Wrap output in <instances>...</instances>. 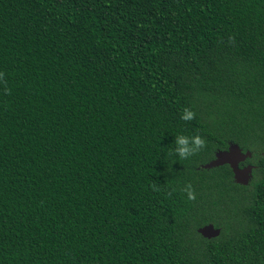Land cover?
Listing matches in <instances>:
<instances>
[{
  "label": "trees",
  "instance_id": "trees-1",
  "mask_svg": "<svg viewBox=\"0 0 264 264\" xmlns=\"http://www.w3.org/2000/svg\"><path fill=\"white\" fill-rule=\"evenodd\" d=\"M0 74V264H264V0H0Z\"/></svg>",
  "mask_w": 264,
  "mask_h": 264
},
{
  "label": "water",
  "instance_id": "water-1",
  "mask_svg": "<svg viewBox=\"0 0 264 264\" xmlns=\"http://www.w3.org/2000/svg\"><path fill=\"white\" fill-rule=\"evenodd\" d=\"M250 156L249 152L241 153L239 147L234 143H229L225 151H217L206 164L202 165L203 169L215 168L218 166L226 165L231 171L232 180L235 184L246 186L251 178L250 166L243 168H237V164ZM262 169L264 173V149L261 154ZM197 233L203 238L210 239L215 238L219 234V230L213 228L211 225H205L197 229Z\"/></svg>",
  "mask_w": 264,
  "mask_h": 264
},
{
  "label": "clouds",
  "instance_id": "clouds-1",
  "mask_svg": "<svg viewBox=\"0 0 264 264\" xmlns=\"http://www.w3.org/2000/svg\"><path fill=\"white\" fill-rule=\"evenodd\" d=\"M228 42L229 44H232L234 46L235 37L229 36ZM0 80H2V74H0ZM0 85L4 87L5 94H11V91L7 86V82H0ZM180 119L184 122H191L195 119V112L189 108H183L181 111ZM176 145L177 146L175 148V154L180 160H186L203 150L206 147V141L199 134L193 135L191 137L185 135H178L176 137ZM168 155L169 157H171L173 155V152L170 151ZM155 191H159V189ZM172 191L174 192L175 189H172ZM181 191L187 196V199L189 201H195L196 194L191 184L185 185L181 189ZM171 194L172 192H169V196Z\"/></svg>",
  "mask_w": 264,
  "mask_h": 264
},
{
  "label": "flooded vegetation",
  "instance_id": "flooded-vegetation-1",
  "mask_svg": "<svg viewBox=\"0 0 264 264\" xmlns=\"http://www.w3.org/2000/svg\"><path fill=\"white\" fill-rule=\"evenodd\" d=\"M227 149V147H225L223 150H217V151H225ZM240 149V148H239ZM263 149L264 148H262L261 149V152L259 153V157H260V159H261V164H262V158H261V154H262V151H263ZM240 151H241V149H240ZM216 152V151H215ZM214 152V153H215ZM244 152H249V151H241V153H244ZM214 153H213V155H214ZM249 154H250V156L248 157V158H246V159H244L243 161H241V162H239L238 164H237V168H243V167H245V166H250V167H252L251 168V172H252V170L255 168L254 167V165L253 164H251V163H245V161L246 160H249V159H251V153L249 152ZM228 167V166H227ZM230 170V169H229ZM263 170V169H262ZM231 172V171H230ZM231 177H232V174H231Z\"/></svg>",
  "mask_w": 264,
  "mask_h": 264
}]
</instances>
